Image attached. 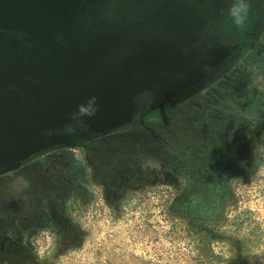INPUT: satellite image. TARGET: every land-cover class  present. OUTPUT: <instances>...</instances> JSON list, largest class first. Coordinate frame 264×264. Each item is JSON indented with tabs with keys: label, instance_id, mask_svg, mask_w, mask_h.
Returning <instances> with one entry per match:
<instances>
[{
	"label": "rangeland",
	"instance_id": "rangeland-1",
	"mask_svg": "<svg viewBox=\"0 0 264 264\" xmlns=\"http://www.w3.org/2000/svg\"><path fill=\"white\" fill-rule=\"evenodd\" d=\"M187 91L148 112L137 97L129 124L86 141L43 132L59 143L0 173V264H264V19ZM191 175L210 203L184 210Z\"/></svg>",
	"mask_w": 264,
	"mask_h": 264
},
{
	"label": "water",
	"instance_id": "water-1",
	"mask_svg": "<svg viewBox=\"0 0 264 264\" xmlns=\"http://www.w3.org/2000/svg\"><path fill=\"white\" fill-rule=\"evenodd\" d=\"M76 4L75 0H0V173L59 143L42 138L45 131L82 124L96 135L105 134L133 120L135 99L145 91L158 86L171 100L189 90L184 79L167 85L179 91L166 90L169 78L163 74L181 68L191 80V65L177 57L167 59L160 50L135 55L111 71L97 69L101 58L94 56L93 48L76 50L71 44L57 51L53 36L68 25ZM13 31L26 33L39 46L24 67L9 66L12 58L4 57L5 32ZM92 98L94 115L70 118Z\"/></svg>",
	"mask_w": 264,
	"mask_h": 264
},
{
	"label": "flooded vegetation",
	"instance_id": "flooded-vegetation-1",
	"mask_svg": "<svg viewBox=\"0 0 264 264\" xmlns=\"http://www.w3.org/2000/svg\"><path fill=\"white\" fill-rule=\"evenodd\" d=\"M68 25L55 32L56 50L71 44L76 50L93 48L101 58L98 70L111 71L135 55L160 50L165 58H179L191 65L187 72L176 68L163 76L185 80L189 91L199 90L231 65L248 48L262 27L264 0H249L251 8L242 26L227 15L232 0H75ZM1 33V30H0ZM20 31L5 32L1 46L9 66L28 65L39 46ZM190 76V75H189ZM192 81V82H191ZM160 87L136 99V111L148 112ZM68 142L86 141L91 136L82 124L71 125L54 135Z\"/></svg>",
	"mask_w": 264,
	"mask_h": 264
},
{
	"label": "clouds",
	"instance_id": "clouds-1",
	"mask_svg": "<svg viewBox=\"0 0 264 264\" xmlns=\"http://www.w3.org/2000/svg\"><path fill=\"white\" fill-rule=\"evenodd\" d=\"M250 8L251 5L249 0H232L227 9V15L235 25L242 26L248 18ZM94 101L95 98H92L87 106H80L77 113H73L70 118L78 119L83 116L94 115L96 111Z\"/></svg>",
	"mask_w": 264,
	"mask_h": 264
},
{
	"label": "trees",
	"instance_id": "trees-1",
	"mask_svg": "<svg viewBox=\"0 0 264 264\" xmlns=\"http://www.w3.org/2000/svg\"><path fill=\"white\" fill-rule=\"evenodd\" d=\"M232 160H234V158ZM195 178L198 177L196 175H191L190 182H192V185L184 193V197L178 200V205H180L184 210H197L198 208H201L203 206V202L205 204L210 203L209 197L203 195V193H201L199 189L200 185L204 184L203 181ZM196 184H198L197 187H194L193 185ZM196 203H199V205H196Z\"/></svg>",
	"mask_w": 264,
	"mask_h": 264
}]
</instances>
